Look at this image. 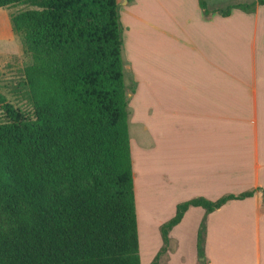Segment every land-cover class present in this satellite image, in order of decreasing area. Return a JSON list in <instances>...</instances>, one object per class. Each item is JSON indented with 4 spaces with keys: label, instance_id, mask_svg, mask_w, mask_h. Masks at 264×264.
<instances>
[{
    "label": "trees",
    "instance_id": "obj_1",
    "mask_svg": "<svg viewBox=\"0 0 264 264\" xmlns=\"http://www.w3.org/2000/svg\"><path fill=\"white\" fill-rule=\"evenodd\" d=\"M208 1L205 16L264 6L210 11ZM15 5L36 8L11 18L32 57L17 84L32 114L0 92V264H142L118 0H0ZM255 192L179 204L151 264L191 207L206 211L197 253L208 264L207 216Z\"/></svg>",
    "mask_w": 264,
    "mask_h": 264
},
{
    "label": "crops",
    "instance_id": "obj_2",
    "mask_svg": "<svg viewBox=\"0 0 264 264\" xmlns=\"http://www.w3.org/2000/svg\"><path fill=\"white\" fill-rule=\"evenodd\" d=\"M215 1H208V7ZM190 3L196 7L195 14L182 25L177 22L178 33L166 30L158 20L137 14L135 8L122 14L128 16L127 20L169 38L178 55L176 60H170L173 76L168 78L171 81L166 94L163 80L155 78L168 71L161 64L163 53L154 42L150 46L151 93L147 100L140 97L144 81L135 71L138 85L133 96L134 121L143 122L145 129L152 132L151 175L146 179L141 176L143 161L137 152L133 170L135 183L137 180L139 183L135 189L138 186L137 192L150 190L154 196L157 182H166L169 201L165 205H157L155 201L158 231L175 216L177 206L183 202L199 197L216 201L223 196L256 190L254 197L230 201L207 216L205 249L209 264H215L213 250L208 247L215 235L213 222L223 223L231 214L238 213L240 220L235 225L242 234L237 240L243 246L241 254L252 255L256 264H264V6H258L252 13L234 9L224 17L214 12L205 16L200 0H182L181 8ZM4 9H0V17L11 33L14 30L9 22L13 15ZM218 9L221 8L210 11ZM195 23L198 29L188 30ZM248 26L252 29L247 30ZM238 32L236 47L231 42L223 45V33L232 36ZM238 51L243 52L242 57L248 53L250 59L246 71L241 73L233 57ZM136 65L139 68L138 60ZM166 119L170 127L164 133L160 126ZM162 148L167 152V175L158 170L163 167V160H158ZM171 205L173 215L163 217ZM191 213L204 214L194 228L197 239L206 216L202 207H191L174 227L170 243L173 237L177 239L178 253L187 251L185 246L194 243L193 235L188 238L182 228ZM192 253L195 256L197 250Z\"/></svg>",
    "mask_w": 264,
    "mask_h": 264
},
{
    "label": "rangeland",
    "instance_id": "obj_3",
    "mask_svg": "<svg viewBox=\"0 0 264 264\" xmlns=\"http://www.w3.org/2000/svg\"><path fill=\"white\" fill-rule=\"evenodd\" d=\"M127 1H129V4L126 5ZM256 1L257 0H216L211 4L209 10H213L215 8H226L228 6L239 4L249 5ZM181 3L182 0L119 1V18L123 27L122 60L124 64V80L128 94L130 138L131 145L133 147L132 160L135 159L137 152L142 155L143 163L141 176L145 179L146 177L150 178L151 175L152 132L150 129H145V124L143 122L134 121L136 109L134 97L138 85V82L136 81V72L139 76L143 77L144 81V86H142L140 90V97L142 100H147L150 98L151 93L150 46L151 43L154 42V44H156L163 53L161 64L165 67L164 70L168 71L161 76L155 77L163 80V94H166L167 87L170 85L171 81L168 80V78L173 76L172 64H170V60L173 58L176 60L178 55L175 53L177 50L174 48L175 43L169 38L154 32L149 27L138 22L130 19L127 20L128 16L122 14L124 10H132L135 8L134 11L137 14L148 19L158 20L166 30L178 33V26L176 25L177 22L181 25L186 23V19L195 14L196 8L192 3L181 8ZM29 9L36 8L31 5H15L4 10L12 16ZM173 15H175V19H173ZM2 19L3 18L0 17V92L3 93L7 99L25 115L32 114V107L26 99L25 90L17 89V84L23 80V70L25 67L31 65L32 57L24 47L22 36L16 34L14 31L10 33V30L5 28L3 23L4 19ZM9 25L12 28L11 21L9 22ZM191 29H198V25L196 23L193 24L190 28H188V30ZM250 29L252 28L248 26L247 30ZM239 36V32L237 34H233L232 36H228L226 33H223L222 40L223 37L225 38V42L223 40V45L226 46V43L231 42L236 47L238 45L236 40L239 39ZM136 51H140V53L137 54ZM247 54L248 53H246V55ZM243 55L244 54L241 51H238L233 55L234 62L237 61L239 63L240 73L243 70L246 71V67H248L250 61L249 57L246 55L242 57ZM137 60L139 61V68L136 65ZM147 102L149 103V101ZM143 113L144 111H141V115H145ZM4 121L5 115L0 109V123H3ZM169 127L170 126H168L166 119V121H164L160 126V129H163V132L165 133L166 128ZM136 147H138L137 151ZM159 159L163 160V167L159 166L158 170H162L164 175H167V152L165 148H162V152H160L158 156V160ZM136 183H139L138 180ZM157 187V189L155 188L156 193L154 192V196L151 194L150 190L137 192L138 186L135 189L138 209L140 256L142 264H151L163 245L160 240L162 239L160 233L161 227L158 231L155 221L157 217L156 202L157 205H160V203L165 205V203L169 201L170 196L167 194L168 191L165 181L157 182ZM172 213L173 207L171 205L170 211L168 213H163L162 216L165 217L167 214V217L170 215L172 216ZM202 215L204 214L197 215L196 213H191L182 226L183 230L187 232L188 238L193 235L192 241L194 243L197 241V236L194 235L196 229L194 230V228L199 217ZM0 219L5 223L6 215L1 210ZM239 220L240 218L238 213H233L223 223L218 222L217 224L215 221L213 222L215 235L210 238L211 244L208 247L213 250L215 264H256L254 256L241 254L243 246L237 242V240L241 239L242 234L235 225V223ZM194 243L188 247L185 246L187 251L178 253L180 246L177 239L173 237L169 245V251L161 257L159 264H200L198 253H196L197 245ZM194 251L196 253L195 256H193L192 253ZM209 263L210 262L208 261V264Z\"/></svg>",
    "mask_w": 264,
    "mask_h": 264
}]
</instances>
